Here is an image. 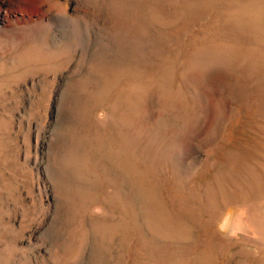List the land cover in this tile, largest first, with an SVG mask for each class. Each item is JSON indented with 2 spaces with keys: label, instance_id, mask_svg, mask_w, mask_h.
<instances>
[{
  "label": "rangeland",
  "instance_id": "obj_1",
  "mask_svg": "<svg viewBox=\"0 0 264 264\" xmlns=\"http://www.w3.org/2000/svg\"><path fill=\"white\" fill-rule=\"evenodd\" d=\"M0 264H264V0H0Z\"/></svg>",
  "mask_w": 264,
  "mask_h": 264
}]
</instances>
